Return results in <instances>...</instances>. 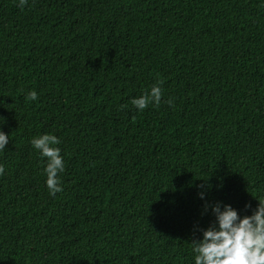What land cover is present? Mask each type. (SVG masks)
Masks as SVG:
<instances>
[{
  "label": "trees",
  "instance_id": "obj_1",
  "mask_svg": "<svg viewBox=\"0 0 264 264\" xmlns=\"http://www.w3.org/2000/svg\"><path fill=\"white\" fill-rule=\"evenodd\" d=\"M18 2L0 0V264H192L205 201L264 199L262 0Z\"/></svg>",
  "mask_w": 264,
  "mask_h": 264
},
{
  "label": "clouds",
  "instance_id": "obj_2",
  "mask_svg": "<svg viewBox=\"0 0 264 264\" xmlns=\"http://www.w3.org/2000/svg\"><path fill=\"white\" fill-rule=\"evenodd\" d=\"M27 0H19L18 6L23 8ZM264 7V0L261 2ZM162 90L158 85L151 87L147 95L132 98L131 104L137 110H144L149 103L159 104ZM26 100L35 101L37 93L29 91ZM9 142V136L0 131V149ZM56 135L45 133L33 137L31 146L38 151L41 158H45L43 172L46 176L45 186L50 196L62 191L58 173L64 171V160L60 155V148ZM4 172L0 165V174ZM201 200H205V192L198 193ZM258 202L253 209L251 204L245 203V209H251L250 215H241L231 204L215 201H205L201 215L211 213V220L207 227L194 225L201 233L198 240L191 244L192 264H264V199L255 198Z\"/></svg>",
  "mask_w": 264,
  "mask_h": 264
}]
</instances>
